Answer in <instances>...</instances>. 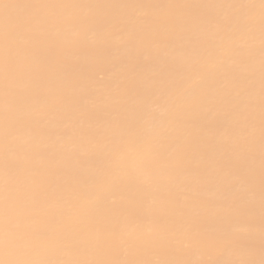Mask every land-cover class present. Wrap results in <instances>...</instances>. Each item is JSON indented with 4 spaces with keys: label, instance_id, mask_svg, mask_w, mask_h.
Returning <instances> with one entry per match:
<instances>
[{
    "label": "bare ground",
    "instance_id": "6f19581e",
    "mask_svg": "<svg viewBox=\"0 0 264 264\" xmlns=\"http://www.w3.org/2000/svg\"><path fill=\"white\" fill-rule=\"evenodd\" d=\"M0 264H264V0H0Z\"/></svg>",
    "mask_w": 264,
    "mask_h": 264
}]
</instances>
